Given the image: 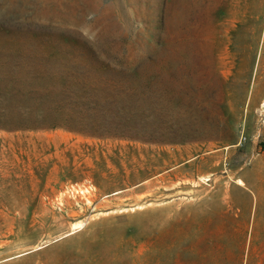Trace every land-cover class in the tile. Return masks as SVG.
Instances as JSON below:
<instances>
[{
  "label": "rangeland",
  "instance_id": "374dc122",
  "mask_svg": "<svg viewBox=\"0 0 264 264\" xmlns=\"http://www.w3.org/2000/svg\"><path fill=\"white\" fill-rule=\"evenodd\" d=\"M45 82L145 83L150 138ZM0 264H264V0H0Z\"/></svg>",
  "mask_w": 264,
  "mask_h": 264
},
{
  "label": "trees",
  "instance_id": "16d2710c",
  "mask_svg": "<svg viewBox=\"0 0 264 264\" xmlns=\"http://www.w3.org/2000/svg\"><path fill=\"white\" fill-rule=\"evenodd\" d=\"M57 83L59 82L43 83L42 92L34 100V105L43 114L41 120H39L41 126L52 128L59 126L69 127V117L63 121L62 118L49 114L53 110L63 108L68 116L69 110L74 107L79 114L83 115L84 111L102 110L105 104L110 103L118 110L128 112L127 117L117 116L113 118V125L118 127L120 131L119 136H130L145 140L150 138L151 134L148 132V124L151 122L150 95L145 83L141 89H138L133 88L128 82L129 84L120 90L117 87L122 85V82H99V84L104 85L103 90L93 86L97 85V82H63L65 90L59 88L60 86ZM79 123V127H87L92 133H97L99 129L106 128V126L101 124L102 122L95 119L86 121L85 125L83 122ZM107 129L110 128L108 127Z\"/></svg>",
  "mask_w": 264,
  "mask_h": 264
},
{
  "label": "built area",
  "instance_id": "2783aa9c",
  "mask_svg": "<svg viewBox=\"0 0 264 264\" xmlns=\"http://www.w3.org/2000/svg\"><path fill=\"white\" fill-rule=\"evenodd\" d=\"M90 187H79L75 185L66 186V188L56 196L57 200H61L63 196L76 199L83 198L90 192Z\"/></svg>",
  "mask_w": 264,
  "mask_h": 264
},
{
  "label": "bare ground",
  "instance_id": "6f19581e",
  "mask_svg": "<svg viewBox=\"0 0 264 264\" xmlns=\"http://www.w3.org/2000/svg\"><path fill=\"white\" fill-rule=\"evenodd\" d=\"M239 183H243L241 180H239Z\"/></svg>",
  "mask_w": 264,
  "mask_h": 264
}]
</instances>
